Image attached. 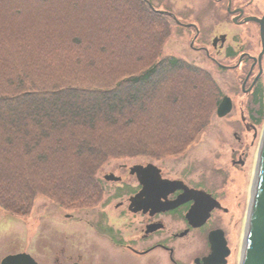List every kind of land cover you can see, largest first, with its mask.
<instances>
[{
  "label": "trees",
  "instance_id": "obj_1",
  "mask_svg": "<svg viewBox=\"0 0 264 264\" xmlns=\"http://www.w3.org/2000/svg\"><path fill=\"white\" fill-rule=\"evenodd\" d=\"M50 1L0 0V207L18 217L31 213L38 196L64 207L89 203L94 198L93 187L101 184L95 173L105 161L102 158L138 155L139 148L131 145L127 136L134 141L129 134L135 132L139 122L146 127L155 125L157 119L152 120L148 114L138 118V114L150 100L158 99L161 89L170 83L181 84L173 80L178 75L181 78L183 74L179 72L192 77L195 86L182 85L183 94L175 96L182 101L187 95L191 101L180 127L181 135L165 143L166 153H179L182 143L192 140L194 132L202 131L207 120L203 98L212 94L210 84L204 82L205 74L164 54L161 41L160 53L155 55L158 59L141 73L127 69L120 72L114 66L91 74V53L86 52L90 44L70 35L76 31L77 35L85 34L76 22L45 16L50 14L44 11ZM128 3L143 27H156L158 19L151 18L146 6L139 3L137 7L132 0ZM112 31L119 33L116 27ZM195 76L203 83H196ZM173 127L172 132L163 129L157 134L171 138L177 130L175 123ZM53 144L55 149H51ZM20 147L23 154L18 152ZM14 150L18 158L27 161H20L30 176L27 184L18 182V178L14 185L8 184ZM157 155L160 154L154 156ZM33 174L45 180L44 186L35 188Z\"/></svg>",
  "mask_w": 264,
  "mask_h": 264
},
{
  "label": "flooded vegetation",
  "instance_id": "obj_2",
  "mask_svg": "<svg viewBox=\"0 0 264 264\" xmlns=\"http://www.w3.org/2000/svg\"><path fill=\"white\" fill-rule=\"evenodd\" d=\"M140 1L151 18H162L168 51L163 49L171 59L200 70H206L203 65L208 60L220 71L238 72L242 93L248 100H259L264 80V0ZM247 104L243 101L240 107L241 126L253 136L256 128L250 118L257 112H249ZM234 110L233 102L231 113L219 120ZM241 133H233L239 143L231 153L233 168L247 162L250 144ZM108 174L119 180H108ZM102 177L101 190L94 191L86 205L74 204L75 214L59 219L60 225L49 226L41 217L36 225L30 224L26 218L34 209L24 218L0 214V264H207L213 241L219 252L215 262L229 263L232 219L222 190L194 183L187 176L168 177L155 161H122ZM164 181L181 184L166 192ZM186 187L204 191L221 207H214L203 219L214 202L186 195ZM196 204L199 207L194 209ZM83 211L88 218H77ZM70 224V232L64 234L60 227Z\"/></svg>",
  "mask_w": 264,
  "mask_h": 264
},
{
  "label": "rangeland",
  "instance_id": "obj_3",
  "mask_svg": "<svg viewBox=\"0 0 264 264\" xmlns=\"http://www.w3.org/2000/svg\"><path fill=\"white\" fill-rule=\"evenodd\" d=\"M29 1L32 2V0ZM137 1L132 0L133 4L139 7L138 5L141 1ZM50 3L48 9L47 5H45L46 10L44 11L49 10L48 13H50L45 16H54L60 19L66 18L68 21L76 22L81 27L79 30L85 34L84 36L77 35V31L75 34L71 33L70 35L82 39L87 45L88 43L90 44V50L86 52L91 53L90 59L93 63H88V70L91 71V74H94L95 71L100 73L104 70H110L114 66L119 67L120 72L127 69L138 74L158 59L155 55H158L160 41L161 48L165 47L168 51L166 33L160 28L162 18L158 16L155 28L149 29L148 27L146 29L147 27H143L137 16L130 11L129 6L131 4L128 3V0H51ZM113 27L119 29L118 34L112 31ZM99 30L104 32L100 33ZM143 42H145V45ZM163 50L164 54L168 53L165 49ZM204 63L206 66L203 65V68L206 70L201 69L205 74L204 82L207 81L212 89L210 91V94L212 93L211 96L203 98L204 108L202 110H205V118L207 119H205L204 129L195 133L193 128H191L194 132L192 135L194 138L186 144L182 143L183 148L179 153H166L167 147L165 143L172 139L176 140L177 136L181 135L180 127L183 126L187 104L191 101V98L187 95L182 101H177L175 96L183 94L182 85L185 86L190 83L195 86V83L191 82L193 81L192 77H188V74L184 71L179 72L183 74L181 78L178 75V77H173V80H177L181 84L173 85V83H170L169 87L164 86L165 89H161L157 94L159 96L158 99L150 100L151 103L147 104L145 109L138 114V118H143L144 116L142 117L141 115L145 114L146 116L148 114L152 120L157 119L156 123L160 120L161 124L155 123L153 126L146 127L139 122L136 125L135 132L129 134L131 138H135L134 141L127 136L129 142H132L131 145H136V148H139L137 150L140 151L138 155H121L114 158L105 156L102 158L105 161L96 170L95 178L101 180L100 183H104L103 172L105 174L108 173V170L116 169L117 165L122 161H155L168 177L186 178L187 176L188 180L194 183L204 184L207 187H217L219 192L220 190L224 192V194L221 193L225 196L223 198L224 205L229 209L232 219L229 229L231 235H233V251L228 264H241L244 256L246 227L248 226L254 184L257 179L258 161L264 140V80L263 93L258 96L259 100L256 101L254 98L248 100L242 93V81L239 79L238 72L220 71L218 68L210 66L208 60H204ZM195 81L198 84L203 83V79L198 76H195ZM224 95L233 98L235 110L227 118L219 120L216 115L218 105L216 102L217 100L220 101ZM243 101L248 103L247 109L249 112H257L255 116L251 114L252 118H250L256 128L253 136H248L241 126L240 107ZM174 123L177 130L174 131L176 134H173L171 138L157 134L163 129L168 130L167 132H172ZM170 127H172L171 130ZM191 127H193V123H191ZM125 130L130 132L128 129ZM235 130L242 132V136L247 138L250 144L246 165L237 168H233L230 164L232 149L237 148L239 144L233 135ZM177 141L179 144L181 143L179 140ZM174 144L177 143L175 142ZM51 149H55L54 144L51 145ZM18 152L23 154V149L20 147ZM11 154L14 159H12L8 167V184L14 185V181H17V178L19 179L18 182L27 184L30 176L25 172L23 166L20 165V161H27L18 158L16 150L12 151ZM155 154L160 155L154 156ZM167 154L169 155L167 156ZM49 157L53 162L52 164H56V160L50 155ZM90 162L88 164H91ZM40 165L41 163H38V166ZM32 178L35 180V188L44 186L45 180L41 176L33 174ZM221 180L222 183H220ZM100 190L99 185L93 187V191ZM72 206H74V203L64 207L47 197L40 196L35 200L34 212H31V217H27L26 221L36 225L33 223H37V218L41 217V221L49 226H53L57 222V225H60L59 219L65 221L66 214H75L76 211L72 209ZM76 206L81 207L84 205ZM5 212L0 207V214L5 215ZM76 217L88 218L84 211L80 212ZM82 223L85 224V221ZM70 227L71 224L66 226L65 229L64 227H60V229L65 234L70 232Z\"/></svg>",
  "mask_w": 264,
  "mask_h": 264
},
{
  "label": "water",
  "instance_id": "obj_4",
  "mask_svg": "<svg viewBox=\"0 0 264 264\" xmlns=\"http://www.w3.org/2000/svg\"><path fill=\"white\" fill-rule=\"evenodd\" d=\"M232 108L233 103L231 98L227 96L224 97L217 108V116L219 118L227 116L229 113H231ZM259 158L260 159L257 170V179L250 207L247 245L241 264H264V140ZM107 179H112L116 181L119 180V178L113 174L107 176ZM179 184H181L180 181H164L163 186H166V192H170L177 189V187H180ZM185 190H187L186 195L192 194L194 195V198L203 197L206 200L209 199L214 202L210 203L208 208L205 209V216H203V219H206L208 217L211 209H213L214 207H221V205L217 201H215L210 195L206 194L204 191H195L188 189L187 187ZM181 201L182 200L173 204L170 203V207H175L179 205L180 203H182ZM198 207L199 206L196 204L194 206V209H197ZM212 250V254L208 258H206L207 264H220V262H215V258H218L219 252L218 246L216 243H214V241L212 243ZM227 255L228 254L226 253L223 255V257H226Z\"/></svg>",
  "mask_w": 264,
  "mask_h": 264
},
{
  "label": "bare ground",
  "instance_id": "obj_5",
  "mask_svg": "<svg viewBox=\"0 0 264 264\" xmlns=\"http://www.w3.org/2000/svg\"><path fill=\"white\" fill-rule=\"evenodd\" d=\"M259 162V161H258ZM257 170H258V167H257ZM256 184V183H255ZM254 184V185H255ZM254 189H255V186H254ZM253 193H254V191H253ZM246 229H247V231H246V236H245V246H244V249H243V251L245 252V250H246V245H247V239H248V232H249V219H248V226L246 227ZM243 252V253H244Z\"/></svg>",
  "mask_w": 264,
  "mask_h": 264
}]
</instances>
